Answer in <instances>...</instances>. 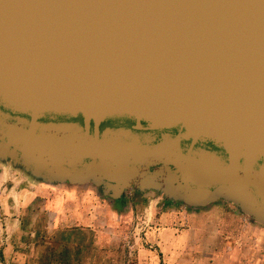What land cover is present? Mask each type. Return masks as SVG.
Here are the masks:
<instances>
[{
  "label": "water",
  "instance_id": "obj_1",
  "mask_svg": "<svg viewBox=\"0 0 264 264\" xmlns=\"http://www.w3.org/2000/svg\"><path fill=\"white\" fill-rule=\"evenodd\" d=\"M0 161L264 226V0H0Z\"/></svg>",
  "mask_w": 264,
  "mask_h": 264
},
{
  "label": "crops",
  "instance_id": "obj_2",
  "mask_svg": "<svg viewBox=\"0 0 264 264\" xmlns=\"http://www.w3.org/2000/svg\"><path fill=\"white\" fill-rule=\"evenodd\" d=\"M24 175L0 180V264H116L113 253L104 262L103 209L112 232L132 223L142 231L131 246L142 264H264V226L222 200L191 208L140 193L114 202Z\"/></svg>",
  "mask_w": 264,
  "mask_h": 264
},
{
  "label": "rangeland",
  "instance_id": "obj_3",
  "mask_svg": "<svg viewBox=\"0 0 264 264\" xmlns=\"http://www.w3.org/2000/svg\"><path fill=\"white\" fill-rule=\"evenodd\" d=\"M12 174H16L17 176L23 174L20 169L14 168L11 163L1 162L0 161V180L3 178H6L7 180L11 178ZM26 176V175H24ZM72 186V185H71ZM73 187V186H72ZM81 188H85L90 190L92 193H95L96 187L92 186L91 184L78 186ZM2 190L0 189V208L2 206V202L6 200V198L2 197ZM98 193V192H97ZM127 196L131 197L130 190L127 191ZM130 195V196H129ZM142 195H139L137 197H140ZM161 197L160 194L149 191L147 192V198L148 200H154L155 198ZM233 208L237 209L234 205L230 204ZM102 217L104 218L103 224H102V251L104 252V262H110V254L113 253L116 257L113 258L116 262V264H142L141 257L138 256V253L136 252L134 255L131 251V246L133 243H136L138 241L143 242V239L141 238L142 231L137 230L136 226H133L132 224L129 225H120L118 230H114L112 232L110 226L106 224L105 217H107V211L106 209H103L102 211ZM146 213L144 212L142 215V220L138 221L141 222L142 225H145L146 221ZM3 229L6 228V225L3 224ZM1 227L0 222V235L4 236V230ZM138 233V234H137ZM137 234V235H136ZM136 239H139L136 241ZM143 260V259H142ZM141 261V262H140Z\"/></svg>",
  "mask_w": 264,
  "mask_h": 264
},
{
  "label": "flooded vegetation",
  "instance_id": "obj_4",
  "mask_svg": "<svg viewBox=\"0 0 264 264\" xmlns=\"http://www.w3.org/2000/svg\"><path fill=\"white\" fill-rule=\"evenodd\" d=\"M109 123H111V122H106V123L102 124L101 127L103 128V127H105V126H107V125H110ZM208 146H210V147L216 149L211 143H209ZM96 190H97V192H98L101 196H103V197H105V198H108V197H106V196L102 193V189H101V188H96ZM128 191H129V190H128ZM130 193H131V194H130L131 197H135V196H137V195L140 194L138 191H136V190H134V189H131V190H130ZM130 195H129V196H130ZM126 196H127V194H126ZM108 199H110V198H108Z\"/></svg>",
  "mask_w": 264,
  "mask_h": 264
},
{
  "label": "trees",
  "instance_id": "obj_5",
  "mask_svg": "<svg viewBox=\"0 0 264 264\" xmlns=\"http://www.w3.org/2000/svg\"><path fill=\"white\" fill-rule=\"evenodd\" d=\"M110 124V123H109Z\"/></svg>",
  "mask_w": 264,
  "mask_h": 264
}]
</instances>
